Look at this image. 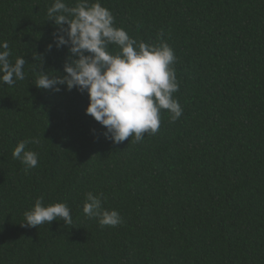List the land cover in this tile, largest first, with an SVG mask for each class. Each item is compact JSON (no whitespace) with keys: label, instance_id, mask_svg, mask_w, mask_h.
I'll return each mask as SVG.
<instances>
[{"label":"trees","instance_id":"16d2710c","mask_svg":"<svg viewBox=\"0 0 264 264\" xmlns=\"http://www.w3.org/2000/svg\"><path fill=\"white\" fill-rule=\"evenodd\" d=\"M54 3L0 0V42L26 60L23 81L0 83V264H264V0H100L177 57L182 115L161 110L157 133L121 143L85 114L86 91L34 84L71 55L53 43ZM30 138L34 168L12 156ZM88 192L122 222L86 217ZM37 199L66 203L72 224L22 227Z\"/></svg>","mask_w":264,"mask_h":264},{"label":"clouds","instance_id":"9594fccd","mask_svg":"<svg viewBox=\"0 0 264 264\" xmlns=\"http://www.w3.org/2000/svg\"><path fill=\"white\" fill-rule=\"evenodd\" d=\"M49 20L57 30L53 43L57 48L67 46L69 58L64 64L63 76L49 75L40 71L35 86L59 92L60 86L71 91L74 88L87 92L89 104L85 114L99 122L106 131V138L121 143L129 137L141 141L145 134L154 135L160 128L161 110L170 114V122L177 121L183 109L174 93L180 84L173 65L177 57L168 43L147 44L129 36L123 29L115 27L112 12L101 5L100 0H77L75 7H69L63 0L47 9ZM67 25V27H64ZM109 45L119 49L115 54ZM52 44L48 45V51ZM0 83L13 86L23 81V67L26 60L12 55L7 41L0 42ZM34 60L41 56L33 55ZM29 143L39 144L37 138L18 143L13 150L14 159H21L27 168L38 165V153L26 150ZM83 213L89 219H98L101 226L116 227L121 216L116 210L103 207L101 197L86 193ZM72 224L71 211L66 203L43 206L37 199L30 210L24 212L22 227H38L54 220Z\"/></svg>","mask_w":264,"mask_h":264}]
</instances>
